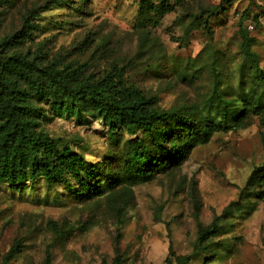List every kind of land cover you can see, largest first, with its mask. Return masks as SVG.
I'll return each mask as SVG.
<instances>
[{
    "label": "rangeland",
    "instance_id": "obj_1",
    "mask_svg": "<svg viewBox=\"0 0 264 264\" xmlns=\"http://www.w3.org/2000/svg\"><path fill=\"white\" fill-rule=\"evenodd\" d=\"M9 38L4 55L226 129L181 166L138 182L124 165L133 144L148 142L146 131H112L89 113L59 115L50 99L28 98L37 132L104 166L96 180L105 192L81 198L43 178L20 188L0 182V264H111L118 256L123 264H174L214 222L219 234L190 264H264V197L245 190L264 161V114L236 123L244 106H264V0H0V42Z\"/></svg>",
    "mask_w": 264,
    "mask_h": 264
},
{
    "label": "trees",
    "instance_id": "obj_2",
    "mask_svg": "<svg viewBox=\"0 0 264 264\" xmlns=\"http://www.w3.org/2000/svg\"><path fill=\"white\" fill-rule=\"evenodd\" d=\"M242 40L244 53L250 55L251 40L246 33H242ZM12 41L9 38L0 42L1 183L20 188L43 178L51 183L66 184L81 198L101 197L105 192L96 180L104 166L87 161L67 146L58 147L48 134L34 129L38 111L28 103L30 97L40 101L50 99L59 115L89 113L92 117L103 119L112 131L121 128L132 135L146 131L148 142L133 144L124 165V174L138 182L150 181L171 166H181L195 146L209 142L215 130L226 129L222 123L212 128L207 121L183 114L143 108L138 101L122 96L109 83L76 84L74 73L66 75L54 65L41 67L35 60L21 55H4V51L13 46ZM252 113L264 114V106H244L236 123ZM178 129L182 131L181 140L171 145L170 138ZM72 181L78 189L71 185ZM246 189L256 190L258 198L264 197V161L252 170ZM219 232L217 222L200 228L193 254L176 257L174 264H190L199 246ZM19 251V246L12 247L7 260ZM111 264H123V259L118 256Z\"/></svg>",
    "mask_w": 264,
    "mask_h": 264
}]
</instances>
